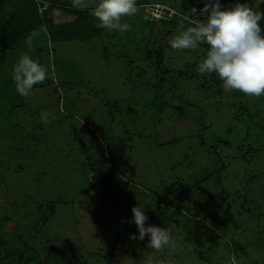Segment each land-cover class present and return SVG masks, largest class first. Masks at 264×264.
Masks as SVG:
<instances>
[{
    "label": "rangeland",
    "instance_id": "obj_1",
    "mask_svg": "<svg viewBox=\"0 0 264 264\" xmlns=\"http://www.w3.org/2000/svg\"><path fill=\"white\" fill-rule=\"evenodd\" d=\"M16 2L0 0L1 23ZM204 3L156 1L121 18L128 31L55 44L43 33L30 53L28 41L0 53V110L12 111L0 118V252L13 253L2 264L23 253L28 264H264V95L201 75L206 44L147 54L160 38L148 20H175L177 35L189 27L180 15L206 19ZM26 53L48 76L21 95L7 77ZM89 157L115 172L110 191L93 186ZM140 202L146 224L171 226L173 247L129 239Z\"/></svg>",
    "mask_w": 264,
    "mask_h": 264
},
{
    "label": "clouds",
    "instance_id": "obj_2",
    "mask_svg": "<svg viewBox=\"0 0 264 264\" xmlns=\"http://www.w3.org/2000/svg\"><path fill=\"white\" fill-rule=\"evenodd\" d=\"M254 2L257 8L248 0L243 3L237 0L230 7L223 6L221 0H205L200 12L206 19L184 17L193 26L182 28L170 38V47L184 51L206 44V55L197 66L201 75L215 73L226 91L236 90L255 97L264 95V27L260 23L264 20V11L257 10L264 5V0ZM137 7V0H97L91 14L97 20V27L123 32L130 30V26L122 24L121 18L134 15ZM191 12L195 15L197 9L192 8ZM31 51L29 40L28 52ZM13 74L17 91L24 95L47 78L48 69L26 53L14 66ZM131 212L129 223H134L137 231L129 239L143 241L147 236V247L156 252L174 246L171 226L146 224L148 216L142 202L134 205ZM147 264L167 262L149 259Z\"/></svg>",
    "mask_w": 264,
    "mask_h": 264
},
{
    "label": "trees",
    "instance_id": "obj_3",
    "mask_svg": "<svg viewBox=\"0 0 264 264\" xmlns=\"http://www.w3.org/2000/svg\"><path fill=\"white\" fill-rule=\"evenodd\" d=\"M16 1L13 12L6 15L2 23L0 21V53L3 60H5L7 56L16 57V53L20 51L23 42L29 41L33 37L43 33L46 35L50 44H55L70 41L86 42L96 38L103 31V28L97 27V20L91 14L92 10L87 8L86 0ZM156 1L162 2L163 0H137V8H141ZM74 4H78L79 6H74ZM257 10L264 11L261 8ZM163 13L167 15L166 9ZM180 17L184 20L181 25L193 26L190 25L183 16L180 15ZM174 18H176V15ZM189 18L203 21L201 18ZM260 23L262 27H264V20ZM150 25L157 28L158 37L160 38H156V41L153 40L149 43L150 47L147 52L148 58L152 59L155 55L159 62H162L165 51L171 48L168 41L175 36L177 22L175 20L172 22L170 19L155 22L148 20L147 27H151ZM152 30L150 32H152ZM34 33L35 35H33ZM166 40L167 43L165 42ZM162 42L166 44L162 45ZM7 78H10L11 84L14 85V77L10 76ZM221 84L222 81L218 83V85ZM2 88V96L7 97L6 94L11 91L12 87H10L8 83H4ZM201 88L206 89V85L203 83ZM13 100V96L11 98L8 97L11 107L14 109L16 106ZM4 110H0V118L4 113L5 123H10L9 115L12 111L3 112ZM246 112H248V110ZM250 116L251 115L248 117L251 118ZM93 160L89 157L88 163L93 174V186H104L107 191H110L114 186L113 179L115 177V172L110 167H108V170L105 166L97 167ZM204 181L206 180L204 179L200 181V183ZM87 191L89 190H86V192ZM209 230L211 231V227ZM29 249L31 250V248ZM12 254L11 249L8 248H4L3 252H0V256L2 255L3 260L11 259L13 256ZM27 257L28 253L18 255L17 258H14V264H28L32 262V258ZM0 264L2 263L0 262Z\"/></svg>",
    "mask_w": 264,
    "mask_h": 264
}]
</instances>
